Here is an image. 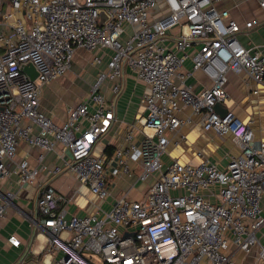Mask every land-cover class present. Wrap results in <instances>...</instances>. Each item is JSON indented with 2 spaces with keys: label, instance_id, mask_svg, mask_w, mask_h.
<instances>
[{
  "label": "built area",
  "instance_id": "1",
  "mask_svg": "<svg viewBox=\"0 0 264 264\" xmlns=\"http://www.w3.org/2000/svg\"><path fill=\"white\" fill-rule=\"evenodd\" d=\"M159 1L0 0V181L16 175L21 185L35 184L46 172L34 224L48 234V250L62 254L56 264H95L88 253L104 264H238V252L264 264V243L257 235L264 226V140L233 111L216 109L228 99L230 73H245L264 86V46L248 47L239 39L244 29L259 24L239 23L220 8L224 0H162L161 8ZM252 1L264 19V0ZM78 50L102 51L95 64L106 51L112 56L88 99L58 124L39 110L42 87L71 70ZM188 59L192 72L183 73ZM29 64L38 73L35 80L23 72ZM126 69L149 87L142 97L147 114L139 120L143 142L134 145L129 134L130 145L112 157L95 155L112 127ZM196 71L211 81L199 92L186 84ZM106 81L112 83L111 101L101 91ZM185 109L191 118L181 117ZM190 123L231 136L241 154L225 168L204 158L198 164L166 163L169 145L185 139L170 136ZM21 143L39 152L37 167L26 158L17 161ZM51 152L58 158L69 152L64 167L46 166ZM65 172L102 202L94 212L68 217L71 199L47 183ZM121 176L154 182L142 199L127 192L104 209L111 178ZM14 196L0 192V220ZM9 242L20 245L14 236Z\"/></svg>",
  "mask_w": 264,
  "mask_h": 264
},
{
  "label": "crops",
  "instance_id": "2",
  "mask_svg": "<svg viewBox=\"0 0 264 264\" xmlns=\"http://www.w3.org/2000/svg\"><path fill=\"white\" fill-rule=\"evenodd\" d=\"M245 1L224 0L220 8L229 10L232 17L244 25L247 21L253 20L252 18L244 19L243 17L242 5ZM252 2L257 4L255 1ZM256 29H244L239 34V39L245 46H264L263 42H254L253 38L249 39L250 36L254 37ZM194 48L196 47L188 49V52L192 53ZM76 54H78L76 62L78 63L80 75L86 82L85 91L78 94L77 102L73 105H68L66 104L68 103L66 96L62 98L61 94L58 95L57 101L61 102L64 111L62 117H57L54 109L49 107L47 103L45 104L42 99L40 101V112L52 117L58 124H63L67 121L71 108L88 99L89 91L91 86L95 84L98 73L106 70L107 63L112 56L111 51H106L104 60L100 64H95V57L101 56L103 54L102 51L78 50ZM70 71L67 73L68 75ZM182 72H192V61L190 59L184 63ZM66 75L55 82L64 83L65 90L69 93L74 89V85H69L70 82L66 79ZM55 82L42 87L41 98L47 95L52 96L55 91L63 92L62 87L55 85ZM186 84L193 87L196 92H199L210 86L211 81L201 71H196L186 80ZM111 85L110 81H106L101 87V91L108 101L113 100ZM256 89L258 94H253V90ZM227 91L228 99L221 107V111H233L243 121L250 122L256 137L264 140V86H257L250 82L245 73H230ZM147 92H149V87L138 80L133 71L126 69L123 90L115 101L114 121L109 132L99 142V144L102 143V149L98 156L106 155L110 158L117 149L129 146L130 143L127 141L129 134L132 135L131 143L138 147L141 146L144 134L139 120L147 114L146 107L142 103V97ZM56 106H59V103ZM181 117L184 119L191 118V111L185 109ZM192 119L193 121L197 120V118L193 117ZM195 123L184 125L174 136H170L171 139L177 140L181 135H184L185 139L177 146L173 142L169 145L168 153L164 157L166 163L171 162L173 159H178L183 163L198 164L204 158L218 164L220 168H225L232 157L241 154L238 144L231 136H217L214 132L204 131ZM26 124L30 123L24 121V125ZM146 132L151 133L150 129H146ZM109 152H112V154L110 155ZM38 155L39 152L36 149L31 148L26 143H21L16 159L20 161L26 158L31 166L37 167ZM67 159H69V152L63 158H58L56 152H51L46 156L44 163L48 168L53 169L56 166L64 167ZM132 168L136 169V173L139 172L137 164L132 163ZM46 178V172H43L35 184L21 185L16 175L0 181V192L3 195L6 196L8 193L15 195L13 203L8 209L7 216L0 220V264H56V260L61 257V253L48 250V234L43 228H37L34 224L37 217L35 212L36 198L47 181ZM153 182V178L146 183H136L135 177L121 176L116 179L111 178V196L102 206L104 208V205L108 204L110 209L113 202L127 192L133 199H142ZM47 183L71 199L67 206L68 217L72 215L87 216L95 211L97 205L102 203L101 201L99 203L98 201L96 202L98 198L92 195L86 187L81 186L70 173L65 172L62 175L50 177ZM262 204L264 208V200ZM257 235L260 242L264 243V226ZM12 236L20 241L18 247L9 242V238ZM235 256L238 264H253L254 262V257L251 258L253 259L251 263L249 257L239 252Z\"/></svg>",
  "mask_w": 264,
  "mask_h": 264
},
{
  "label": "rangeland",
  "instance_id": "3",
  "mask_svg": "<svg viewBox=\"0 0 264 264\" xmlns=\"http://www.w3.org/2000/svg\"><path fill=\"white\" fill-rule=\"evenodd\" d=\"M161 6H162V0L159 1V8H161ZM159 14H160V9L157 8V10L155 11V17H159ZM242 14H243L244 19L245 18H250V19L252 18L253 20L256 21V23L259 24V26L256 27L257 28L256 32H254V37L250 36L249 39L253 38L254 42H260V43L263 42L264 43V19H263V13H262L261 9H259L257 4L252 2V0H250V1L246 0L242 5ZM77 55L78 54H76V56L74 58L73 68L70 71V74L66 75V77H67L66 79L70 82L69 85H74V89L71 92H69L70 94L65 90V84L64 83L55 82L56 83V84L54 83L55 85H60L62 87L63 92L55 91V92H53L54 94H52V96L47 95V96H43L41 98L45 104L47 103V105L49 107L54 109L57 117H62L63 111H64V107L62 106L61 102L57 101V96L60 94H61L62 98H64V96H66V100L68 102L66 104L73 105V104H75V102H77V100L79 98L78 94H80L81 92H84L85 88H86V82H85L84 78L82 77V75H80V71L78 69V63L76 62ZM57 103H59V106H56ZM101 149H102V143L97 145L94 154L99 155L98 153L100 152ZM97 201L99 203L98 199H96V202ZM104 206H105L104 207L105 209H109L108 204H105ZM85 256H87L95 264H104L102 259L96 254L88 253V254H85ZM252 257L250 256L249 258L251 259ZM252 261H253V259H251V263H252Z\"/></svg>",
  "mask_w": 264,
  "mask_h": 264
},
{
  "label": "water",
  "instance_id": "4",
  "mask_svg": "<svg viewBox=\"0 0 264 264\" xmlns=\"http://www.w3.org/2000/svg\"><path fill=\"white\" fill-rule=\"evenodd\" d=\"M23 72L26 73L27 75H29L31 80H35L36 77L38 76L37 71L35 70V68L31 64L26 65L23 68ZM221 107H222V105H217V107H216L217 111L222 112Z\"/></svg>",
  "mask_w": 264,
  "mask_h": 264
},
{
  "label": "trees",
  "instance_id": "5",
  "mask_svg": "<svg viewBox=\"0 0 264 264\" xmlns=\"http://www.w3.org/2000/svg\"><path fill=\"white\" fill-rule=\"evenodd\" d=\"M110 153V155L112 154V152H109Z\"/></svg>",
  "mask_w": 264,
  "mask_h": 264
},
{
  "label": "bare ground",
  "instance_id": "6",
  "mask_svg": "<svg viewBox=\"0 0 264 264\" xmlns=\"http://www.w3.org/2000/svg\"><path fill=\"white\" fill-rule=\"evenodd\" d=\"M136 183H138V182H136ZM136 183H135V184H136Z\"/></svg>",
  "mask_w": 264,
  "mask_h": 264
}]
</instances>
